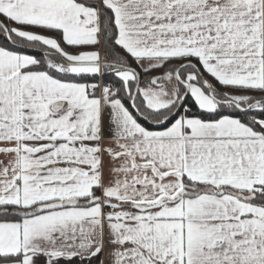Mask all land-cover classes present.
Here are the masks:
<instances>
[{
	"label": "snow or ice",
	"instance_id": "snow-or-ice-1",
	"mask_svg": "<svg viewBox=\"0 0 264 264\" xmlns=\"http://www.w3.org/2000/svg\"><path fill=\"white\" fill-rule=\"evenodd\" d=\"M0 264H264V0H0Z\"/></svg>",
	"mask_w": 264,
	"mask_h": 264
}]
</instances>
